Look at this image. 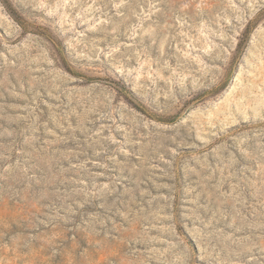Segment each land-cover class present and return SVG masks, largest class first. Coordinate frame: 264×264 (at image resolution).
<instances>
[{
	"label": "rangeland",
	"instance_id": "obj_1",
	"mask_svg": "<svg viewBox=\"0 0 264 264\" xmlns=\"http://www.w3.org/2000/svg\"><path fill=\"white\" fill-rule=\"evenodd\" d=\"M0 264H264V0H0Z\"/></svg>",
	"mask_w": 264,
	"mask_h": 264
}]
</instances>
